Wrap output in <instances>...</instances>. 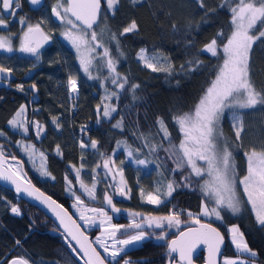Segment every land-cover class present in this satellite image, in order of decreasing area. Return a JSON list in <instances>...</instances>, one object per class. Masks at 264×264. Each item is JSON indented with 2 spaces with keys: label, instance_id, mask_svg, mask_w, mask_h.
I'll return each mask as SVG.
<instances>
[{
  "label": "trees",
  "instance_id": "trees-1",
  "mask_svg": "<svg viewBox=\"0 0 264 264\" xmlns=\"http://www.w3.org/2000/svg\"><path fill=\"white\" fill-rule=\"evenodd\" d=\"M46 2L48 6L55 4V0H46ZM202 2L203 8L200 7L198 0H135V2L119 0L114 12H110L107 3L101 0L100 24L95 30L98 34L103 31L100 39L110 48L113 57H118L117 70L121 75H127L129 87L131 84L139 85L135 93L137 97L135 101L130 90L122 91L118 99L103 100L105 91L101 88L99 80H89L76 59L66 53L63 55L65 59L59 54L56 56L58 62L53 60L44 64V84L41 87L46 95L41 97L38 111L25 114L30 129L27 135L20 134L19 130H14L8 125V121L17 112L16 101L0 100V131L5 134L0 136V145L4 157L11 159L15 156L21 160L32 183L69 212L72 198L66 194L64 179L67 173L73 180L69 165L79 168L83 164L81 170L83 179L87 185H91L92 169L98 163L101 165L97 169V176H100L101 172L98 170L103 169L101 153L104 157H112L123 169L126 185L130 189L129 200H123L115 198V190L111 194L105 184L99 185L100 201L96 202V205L104 207L116 223H127L128 218L132 217L130 213H141L142 216H164L174 208L177 211L186 210L181 216L184 223L179 229L165 227L166 240L161 241L156 238L160 229H146L149 237L140 246L124 254V259H129L132 264H166L169 260L166 253L168 241L194 224L193 219L187 216V211L198 216L201 223L208 222L220 231L225 241L223 256L237 255L229 241L227 231L228 226L236 225L244 234L248 246L258 253L256 264H264V226L256 222L254 214L246 203L238 215L222 213V220L199 216L201 202L205 201L200 191L202 178L198 183L194 182L191 188H177L171 197H166L165 202L157 207L146 203L141 197V189L145 195L149 191L155 193L158 186L166 192L169 181L175 180L179 184L182 176L191 172L190 168L185 167L181 172L172 173L171 169L175 168L174 157L169 158V154L163 150L169 147V143L161 139L163 133L156 125V118L161 117L166 121L171 142L178 147L182 137L172 117L194 106L210 86L218 67L223 63L222 50L217 57H213L202 49L214 37L218 38L221 49L223 43L227 42V37L231 35L233 29L230 6L235 0H202ZM24 8L27 15L34 14L28 11L25 3ZM36 19L41 18L36 17ZM132 21L136 22L138 29L119 35ZM28 22L31 20H27ZM111 32L117 34L123 56L117 51L115 42L111 41ZM218 33H222V36L217 37ZM140 49H145V54L149 56L164 58L172 67L171 74L167 70L153 72L143 66L137 60ZM101 57H103V48H97L92 56L93 64L103 63ZM189 61L199 62L197 70L187 69ZM65 64L67 67L64 66ZM181 65L186 66L183 71ZM163 67L167 68V66ZM92 71L93 75H97L95 68ZM250 74L256 89L264 90V41H257L250 50ZM99 75L101 78L108 75L106 67ZM69 76L77 79L79 88L78 95L72 103L69 101L66 89ZM105 83L111 91L113 85L107 81ZM108 103L117 106L115 119L101 120L97 123V105H101L102 110L103 104ZM237 111L243 113V139L242 145L239 147L234 145L232 151L239 178L247 171L244 152L251 148L257 150L264 148V106L237 109ZM53 116L59 117L61 128L58 131L51 127ZM121 116L125 126L123 132L112 127ZM32 121H39L44 125L45 130L41 133L40 139H37L36 131L30 123ZM81 126H86L87 134L81 132ZM222 128L225 136L234 139L231 110H226L222 119ZM133 132H136V135H133ZM140 133L148 136L150 143L163 144V148L156 154L158 159L154 163L144 168H133L125 161L124 150L117 149V141L127 140L133 145V150L136 146L143 148V142L137 138ZM81 140L87 142L89 148L91 141L96 140L97 149H81L79 145ZM18 141L21 142V146L17 145ZM23 143L33 144L45 153L46 168L55 179L50 177L42 180L41 176L30 168L23 156L24 153L19 150ZM57 145L60 146L62 155L57 154ZM147 153L148 149L143 148L140 158H145L144 154ZM82 155L83 160H81ZM10 164L17 165V163H9V166ZM192 179L196 181L197 178L192 177ZM107 181L112 184L108 177ZM105 192L112 195L113 203L120 209L119 213H113L111 207L104 203ZM13 205L20 209L21 215L17 216L11 212ZM97 231L98 229H92L86 234L92 240ZM17 240L20 241L19 246L16 244ZM20 255L30 258V264H78L69 252L65 237L47 217L0 187V261L6 262ZM194 262L202 264V256L197 257ZM120 264H123V260Z\"/></svg>",
  "mask_w": 264,
  "mask_h": 264
},
{
  "label": "snow or ice",
  "instance_id": "snow-or-ice-1",
  "mask_svg": "<svg viewBox=\"0 0 264 264\" xmlns=\"http://www.w3.org/2000/svg\"><path fill=\"white\" fill-rule=\"evenodd\" d=\"M40 2L41 0H30L32 5H38ZM106 2L108 11L114 12L119 0H106ZM198 2L200 7L203 8L202 0H198ZM20 7V0H0V28H8V17H15ZM230 11L233 29L231 35L227 37V42L223 43L222 49L219 47V41L216 37L205 44L202 49L203 52L210 53L213 57H217L219 52L223 51V63L218 67L215 78L190 110L182 114L177 113L172 117L182 137L179 146L172 144L166 121L161 117H157L156 125L159 127V131L163 133L161 139L168 141V148H163V144L150 143V138L140 133L137 138L143 142V148L148 149V153L144 154L145 158H140L141 154H143V148L136 146L135 150H133V145L129 144L127 140L117 141V149L122 148L125 155L137 166L147 167L158 159L156 154L163 148L169 154V158L174 157L175 168L171 169L172 173L181 172L185 167L191 169L189 174L182 176L181 183L177 184L175 180L169 181L166 186V192L158 186L155 193L149 191L145 195L143 189H141V197L147 203L159 206L165 202L166 197H171L177 188H191L194 182L198 183L200 178L207 175L212 179L210 181L205 180L200 185V191L204 197L214 200V206L209 207L202 200L199 216H214L217 220H222V212L225 209L233 215L239 214L245 203L243 198H246V203L251 206L257 223L260 226H264V148L259 150L251 148L244 152L247 171L240 178L237 176L235 156L232 151L234 145L237 147L242 145L243 139V113L237 111V109H254L257 106H264V90L256 89L250 74V50L257 41H264V0H235L234 4L230 6ZM100 12L101 0H56V3L51 8L52 16L66 26L62 33L63 37L80 54L81 70L88 76L89 80H99L101 88L105 91L103 100L118 99L122 91L130 90L132 99L135 101L137 99L135 93L139 85L131 84L129 87L127 75H121L117 70L118 57H113L110 48L105 46L100 39L103 31L98 34L95 30L100 24ZM19 22L21 25H25V18L21 17ZM43 24V20L37 24L27 23L26 30H23L20 36L18 51L35 57L37 61L40 59V48L43 43L50 39L42 29ZM137 29L136 22L132 21L123 28L119 35L122 36L134 32ZM89 35L90 40L88 39ZM110 35L111 41L115 42L120 56H123L124 53L119 48L120 42L117 34L111 32ZM220 36H222V33L217 34V37ZM92 43L95 44V48H103V57H101L103 63L101 64L94 65L91 56L85 57L82 55V50L85 49L89 53L95 51ZM0 50L6 52L14 50L11 35L0 36ZM145 53V49H140L137 53V60L145 67L153 72L167 70L171 74L172 67L170 64H167V68L162 67L166 63L164 58L158 56L149 57ZM198 63V61H189L187 69L189 71L197 70ZM105 67L108 75L101 78L99 73ZM185 67V65H181V71ZM93 68L96 69L97 75H93ZM11 73V68L0 65V74L8 76ZM106 81L113 85L111 91L106 87ZM16 87L19 91L24 90L22 84H18ZM32 90H36L35 85H32ZM67 91L69 99L74 100L79 91L76 78L69 76ZM226 110H231L234 139L225 136L222 128V119ZM117 112V106L114 104H103L102 110L101 105H97V123H100L101 120L111 121L115 119L114 114ZM25 114L26 107L21 105L12 119L8 121V125L12 129L22 131L24 135H27L30 129ZM30 123L36 131L37 139H40L41 133L45 130L44 125L39 121ZM52 124L56 130H60L61 124L58 116L52 117ZM112 127L123 132L125 127L123 116ZM81 132L87 134L86 126H81ZM4 135V132L0 131V136ZM133 135H136V132H133ZM17 145L21 146V142L18 141ZM87 147V142L81 140L80 148L86 149ZM24 148L25 150H33L29 155L30 160L38 153L41 160L46 164L47 157L45 153L37 150L35 145L27 144L24 145ZM91 148L97 149L96 140L91 141ZM56 152L58 155H62L59 145H57ZM4 155L2 145H0V160H3ZM101 157L103 158L105 178L109 174L113 176V179H115L116 175L123 177L122 168L117 169L116 172L112 171L115 166V161L112 157H104L103 153H101ZM11 159L16 160V157L12 156ZM81 160H83V155ZM197 160L203 161L204 165H198ZM121 163H124V161H121ZM17 164H20V162L17 161ZM69 167L73 169L76 181L79 183L83 194L90 200L95 201L97 199V169L101 165L98 163L92 169L93 183L91 188L87 187L82 180L81 170L83 164L79 168L72 164ZM157 167L159 168V164H157ZM37 170L41 176L51 177V173L46 166H42ZM161 174L163 175V173ZM192 177H196V181H193ZM51 178L55 179V177ZM64 179L67 185L65 191L74 198L73 207L79 213L80 220L84 221L82 225L73 220L72 216L54 199L43 192H39L30 180L24 182L27 185L24 187L21 183H18L21 180L18 172L11 171V168L5 171L0 167V180L10 182L15 186L17 194L23 192L30 197H34L53 212L60 226L67 233L65 243L71 249V255L76 260H79L81 264H120L121 260H123V264H132L129 259H124L126 248L142 241L148 234L146 229H160L161 231L156 235V238L163 241L167 237V232L164 231L165 226L179 229L180 225L184 223L181 216L186 210L177 211L174 208L164 216H142L141 213H130L134 219L130 220L128 225L113 224L111 222L112 217L108 215L104 208L85 205L81 196L77 195L76 191L73 190V182L67 173ZM123 183L122 179L121 184ZM109 187L118 188L120 194L125 196L130 192V189L121 188L117 184H110ZM238 187L243 189V198L238 192ZM104 202L111 207L113 213L120 212V209L113 203L112 195L108 192L104 194ZM11 212L17 216L21 215L20 209L14 205L11 207ZM85 213L98 214L104 218L99 225L101 235L97 236L94 242L89 241L85 233L81 231V228L91 226L89 221L95 223V217L87 216ZM187 216L192 218L194 223L200 224V228H188L187 232H180L177 239L167 243L169 264H173L175 259L172 256L173 253H179L181 264H184L185 261L187 264H192V254L199 243L208 245L210 255L218 253L220 246L224 243V237L216 228L210 224H201L198 216H195L191 211H187ZM135 217H141V219L136 220ZM66 219L71 222L70 225L65 222ZM228 232L231 236V242L236 248L237 255L232 259L225 258L223 264H247V258H251L252 264H256L258 253L248 246L239 227L233 225L228 229ZM68 237L71 239H68ZM72 241H75V244ZM93 243L99 245L103 251H98L96 247H93ZM16 244L19 246L20 241L17 240ZM242 256L245 258H242ZM0 264H30V258L20 255L6 262L0 261ZM209 264H211V260H209Z\"/></svg>",
  "mask_w": 264,
  "mask_h": 264
},
{
  "label": "flooded vegetation",
  "instance_id": "flooded-vegetation-1",
  "mask_svg": "<svg viewBox=\"0 0 264 264\" xmlns=\"http://www.w3.org/2000/svg\"><path fill=\"white\" fill-rule=\"evenodd\" d=\"M24 3L28 11H30L25 0H20L21 7L19 8L17 15L15 17H8V28H0V36H12V44L14 49L12 52L0 50V65L12 69L11 75L5 76L2 74L3 78H0V100H3V102L8 101V99L10 101L14 100L16 101L15 104H17L18 109L21 105H25L26 112H31L39 110L41 97L46 95V92L41 87L42 84H44V64H48L53 60L58 62V57L56 56L62 54V58H64V53H66V55L73 56L76 59L78 65H80V59L77 53L74 52L73 48H70L65 43L66 39L62 35L63 27L65 25L56 24L52 19L51 8L54 4L52 6H48L46 0H44V4L40 10L30 11L34 14L27 15L25 12ZM21 17L25 18L26 23L27 20H31V22H28L31 24H37L41 20L44 21L42 29L44 33L50 37V45L39 50L40 59L38 61L35 59V57L18 51L20 46V36L22 35L23 30H26L27 26L26 23L25 25L20 24L19 21ZM36 17H40L41 19H36ZM88 39H91L90 35L88 36ZM93 46L95 47V44H93ZM94 53L95 51L88 53L87 57H92ZM64 66L67 67V64ZM18 84L23 85V91L17 90L16 85ZM32 85L36 86L35 91L32 90ZM58 107L60 108L61 106Z\"/></svg>",
  "mask_w": 264,
  "mask_h": 264
},
{
  "label": "rangeland",
  "instance_id": "rangeland-1",
  "mask_svg": "<svg viewBox=\"0 0 264 264\" xmlns=\"http://www.w3.org/2000/svg\"><path fill=\"white\" fill-rule=\"evenodd\" d=\"M105 2H106V0H104ZM107 3V2H106ZM65 27L66 26H64L63 27V31L65 30ZM257 34H258V32H257ZM65 43L71 48L72 47V45L67 41V40H65ZM93 44L94 43H92V47L93 48H95L94 46H93ZM73 48V47H72ZM96 49V48H95ZM73 50H74V52H76L77 53V51H76V49L75 48H73ZM88 51L85 49V50H82V55L83 56H85V57H87L88 56ZM77 55H78V57H79V59H80V54H78L77 53ZM147 55V54H146ZM147 56H149V55H147ZM149 57H151V56H149ZM159 57V56H158ZM166 61V60H165ZM167 64H169L167 61H166V63L164 64V65H162V67L163 66H167ZM143 65V64H142ZM144 66V65H143ZM149 69V68H148ZM71 110H72V108H71ZM70 110V111H71ZM51 125H53L52 124V120H51ZM51 127H54L55 128V126L53 125V126H51ZM58 131V130H57ZM19 133L20 134H23L24 135V133L22 132V131H19ZM79 133H81V132H79ZM28 143H23L22 144V148L21 149H19V150H21V152H23L24 154H23V156H24V158L26 159V161H27V163H28V165L30 166V168L33 170V171H35L39 176H41L40 175V172L37 170V169H39V168H41L42 166H46L47 167V160H46V164H45V162L44 161H42L41 160V158H40V156L38 155V153L36 154V155H34L33 156V158L30 160L29 159V155L33 152V150L32 149H27V150H25V148H24V145H27ZM80 145V144H79ZM87 148H89V147H87ZM86 148V149H87ZM37 149V148H36ZM89 149H91V148H89ZM37 150H39V149H37ZM40 151V150H39ZM17 159V158H16ZM125 161H127L128 162V165H130V167H132L133 166V168H137V167H142V168H144L143 166H137L136 164H134V163H132L131 162V160L127 157V156H125ZM186 163V162H185ZM197 164L198 165H204V162L202 161V163H200V161L199 160H197ZM10 168H11V170L12 171H14V172H18V175H20L21 177H22V174H21V169H20V166H19V164H17V165H14V164H10V166H9ZM103 167V166H102ZM117 169H121L120 167H119V165H118V163H115V166L113 167V169H112V171L113 172H116L117 171ZM191 170V169H190ZM101 171V172H100ZM70 172H71V174L73 175V180H72V182H73V190L74 191H76V193H77V195H80L81 196V198L84 200V202H85V205L86 206H89V207H97V208H104V207H101V206H98V205H96V202L98 203L100 200H99V198H98V188H99V185L100 184H105L106 185V187L108 188V190L111 192V194H112V191H114L115 190V194H116V196H115V198H117V199H120V198H122L123 200H129V198H130V192H128L127 193V196H125V195H121L120 194V192H119V190H118V188H116V187H109V183H108V181H107V178H105V170H104V168L103 169H101V170H98V172H100V176H97V180H98V183H96V193H97V199L95 200V201H93V200H90L86 195H84L83 194V192L81 191V189H80V185H79V183L76 181V177H75V173L73 172V169L72 168H70ZM245 175V174H244ZM81 177H82V180H83V182L85 183V180L83 179V175H82V172H81ZM107 177L110 179V181H111V183L112 184H117V185H120V187L121 188H127L128 189V187H127V183H126V180H125V177H124V173H123V177L121 178V176L120 175H116L115 176V179H113V176L111 175V174H109V175H107ZM41 178H42V180H44V179H50V177H48V176H41ZM70 178V177H69ZM240 178V177H239ZM71 179V178H70ZM123 179V184H121V180ZM202 179H203V182H202V184L204 183V181L205 180H211L212 178L211 177H209V176H207V175H205L204 177H202ZM85 185L87 186V187H89V188H91L92 187V184L91 185H87L86 183H85ZM66 187H67V185H66ZM65 187V188H66ZM238 192H239V194L241 195V197L243 198V189H242V187H238ZM66 194L67 195H69L68 194V192H66ZM147 194V193H146ZM70 196V195H69ZM71 198H72V201L70 202V204H69V208H70V213L72 214V216L76 219V221H77V223L78 224H83L84 223V221H81L80 220V218H79V213H77L76 212V209L73 207V204L75 203V201H74V198L72 197V196H70ZM205 198V202L208 204V206L209 207H211V206H214V200H212V199H208V198H206V197H204ZM244 200H245V203H246V198H243ZM104 201V200H103ZM145 202H146V200H145ZM105 203V202H104ZM147 203V202H146ZM244 203V204H245ZM149 204V203H148ZM247 204V203H246ZM150 205H152V204H150ZM152 206H154V207H157V206H155V205H152ZM249 207H250V209H251V206L250 205H248ZM200 209H201V205H200ZM104 210L107 212V210L104 208ZM252 211V210H251ZM108 213V212H107ZM222 213H226V214H230V215H233L231 212H229V211H227L226 209L222 212ZM253 213V212H252ZM240 214V213H239ZM85 215H87V216H94L95 217V223H92L91 221H89V223H90V227H88V228H82L85 232H87V231H90V230H92V229H98V231H97V233L95 234V236L92 238V240L91 241H95L96 240V237L97 236H100L101 235V230H100V221L102 220V219H104L103 217H101V216H99L98 214H92V213H85ZM108 215L109 216H111L112 217V215L110 214V213H108ZM236 215H238V214H236ZM255 216V215H254ZM201 217H203V218H205V219H215V220H217L214 216L213 217H205V216H201ZM132 219H134V218H128V222L127 223H124V224H120V225H128L129 224V222H130V220H132ZM140 220L141 219V217H136V220ZM256 219V218H255ZM113 224H119V223H116L115 221H114V219H113V217H112V221H111ZM257 222V221H256ZM233 225H231V226H228L227 227V231H228V229L230 228V227H232ZM236 226V225H235ZM167 229H168V227L167 226H165ZM172 228H174V227H172ZM130 231H133V230H130ZM148 233V232H147ZM149 237V234H147L146 235V237L142 240V241H140V242H136L134 245H130V246H127V248H126V252L127 251H130V250H132V249H134V248H136V247H138V246H140V244L144 241V240H146L147 238ZM228 237H229V241H230V243L232 244V242H231V236H230V234H229V232H228ZM121 238H123V237H121ZM109 243H111V241H109ZM93 245L97 248V250L98 251H103L100 247H99V245H97V244H95V243H93ZM232 246H233V249H234V251L236 252V248H235V246L232 244ZM237 253V252H236ZM225 258H229V259H232V258H235V257H229V256H222L221 257V259H220V264H223V261H224V259ZM242 258H245V257H243L242 256ZM166 264H169V260L166 262ZM173 264H178L175 260L173 261ZM247 264H252V260H251V258H247Z\"/></svg>",
  "mask_w": 264,
  "mask_h": 264
},
{
  "label": "water",
  "instance_id": "water-1",
  "mask_svg": "<svg viewBox=\"0 0 264 264\" xmlns=\"http://www.w3.org/2000/svg\"><path fill=\"white\" fill-rule=\"evenodd\" d=\"M26 4L28 5L30 11H38L42 8L43 4H44V0H41V2L38 4V5H32L30 3V0H25ZM101 11H102V3H101ZM51 16H52V13H51ZM100 16H101V12H100ZM52 19L53 21L56 23V24H61L58 20L55 19V17L52 16ZM74 19V18H73ZM100 19V17H99ZM79 23V22H77ZM50 45V40H48L46 43H43V46L40 48L43 49V48H46ZM0 78H3L2 77V74H0ZM17 161L20 162L19 166H20V169H21V174H22V177H21V180L18 181V183H21L22 186L26 187V183H24L25 181H31L32 180L29 178L28 174L26 173L25 169H24V164L22 163L21 160L19 159H16V160H11V159H8L6 157L3 158V160H0V167H2L3 170L5 171H8V169L10 168L9 167V163H17ZM200 163H202V161H200ZM12 171V170H11ZM32 185L38 189L33 183ZM0 187L11 192L15 197H17L18 199L24 201L25 203H27L28 205L36 208L38 211H40L45 217H47L55 226L56 228L59 230L60 234L63 235L64 237L67 236V233L64 232V229L60 226V223L59 221L56 219V216L53 214L52 211H50L44 204L40 203L39 200L35 199L34 197H30L28 195H26L25 193L21 192L19 194H17L16 192V188L14 185H12L10 182L8 181H3V180H0ZM39 192H42L40 189H38ZM45 194V193H44ZM46 195V194H45ZM48 196V195H47ZM53 199V198H52ZM57 202V201H56ZM58 203V202H57ZM63 207V206H62ZM64 208V207H63ZM65 209V208H64ZM68 214L70 216H72V214L67 210L65 209ZM72 219L73 220H76L73 216H72ZM66 223H68L70 225V221H68L67 219L65 220ZM210 224L208 222H203L201 224ZM212 227H214L212 224H210ZM188 228H200V224H193L191 226H189ZM188 228L182 230L183 232H187ZM216 228V227H214ZM217 229V228H216ZM218 230V229H217ZM81 231L84 232V230L81 228ZM181 231V232H182ZM219 231V230H218ZM220 232V231H219ZM85 233V232H84ZM179 234L180 232L175 236L173 237L172 239H170L169 241L171 240H175L179 237ZM222 235V234H221ZM85 236L88 238L89 241H91V238L85 233ZM68 239H71L70 237H68ZM168 241V242H169ZM73 244H75V241H72ZM93 247H95L93 245ZM224 247H225V241L224 243L220 246V251L218 253H214V254H211L210 255V252H209V248H208V245L206 244H203V243H199L196 245L195 247V251L193 252L192 254V264H196L194 262V260L199 257V256H202V261L203 263L202 264H209V260H211V264H220V259L221 257L223 256V250H224ZM69 252L71 254V249H69ZM166 253H167V246H166ZM81 255H83L81 253ZM172 256L175 258L176 262L178 264H181L180 262V258H179V253H173ZM73 257V256H72ZM74 258V257H73ZM75 259V258H74ZM76 260V259H75ZM78 264H81V262L79 260H76ZM184 264H187V262L185 261Z\"/></svg>",
  "mask_w": 264,
  "mask_h": 264
},
{
  "label": "built area",
  "instance_id": "built-area-1",
  "mask_svg": "<svg viewBox=\"0 0 264 264\" xmlns=\"http://www.w3.org/2000/svg\"><path fill=\"white\" fill-rule=\"evenodd\" d=\"M76 98V97H75ZM70 100V102L72 103L73 102V99H69Z\"/></svg>",
  "mask_w": 264,
  "mask_h": 264
},
{
  "label": "bare ground",
  "instance_id": "bare-ground-1",
  "mask_svg": "<svg viewBox=\"0 0 264 264\" xmlns=\"http://www.w3.org/2000/svg\"><path fill=\"white\" fill-rule=\"evenodd\" d=\"M194 224H196V223H194ZM56 227V226H55ZM85 232V231H84ZM86 233V232H85ZM176 261V260H175Z\"/></svg>",
  "mask_w": 264,
  "mask_h": 264
}]
</instances>
